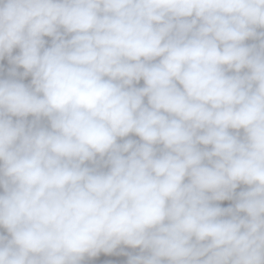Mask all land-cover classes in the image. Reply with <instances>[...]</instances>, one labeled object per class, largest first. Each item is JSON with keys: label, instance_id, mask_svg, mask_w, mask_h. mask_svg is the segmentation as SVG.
Segmentation results:
<instances>
[{"label": "clouds", "instance_id": "9594fccd", "mask_svg": "<svg viewBox=\"0 0 264 264\" xmlns=\"http://www.w3.org/2000/svg\"><path fill=\"white\" fill-rule=\"evenodd\" d=\"M5 60L0 264H264V0H0Z\"/></svg>", "mask_w": 264, "mask_h": 264}, {"label": "crops", "instance_id": "0c3cea01", "mask_svg": "<svg viewBox=\"0 0 264 264\" xmlns=\"http://www.w3.org/2000/svg\"><path fill=\"white\" fill-rule=\"evenodd\" d=\"M249 43H252V42L249 41ZM142 84H143V82L141 81L140 86H142ZM133 139H138V138L133 137ZM231 204H232L231 201L221 202L222 207H227ZM117 251H119V250H117ZM125 251L135 253L138 250H132V249L126 248ZM104 261H113V262H115V264H126L127 256L126 255H117V254L105 255L104 253H101L97 258H93V260L90 261L89 264H102V262H104Z\"/></svg>", "mask_w": 264, "mask_h": 264}, {"label": "rangeland", "instance_id": "374dc122", "mask_svg": "<svg viewBox=\"0 0 264 264\" xmlns=\"http://www.w3.org/2000/svg\"><path fill=\"white\" fill-rule=\"evenodd\" d=\"M46 39H50V38H46ZM7 61H0V64H6ZM30 80V77L29 78H26L25 82L27 83L28 81ZM29 119H32L31 117H29ZM0 192H2V188H0Z\"/></svg>", "mask_w": 264, "mask_h": 264}]
</instances>
